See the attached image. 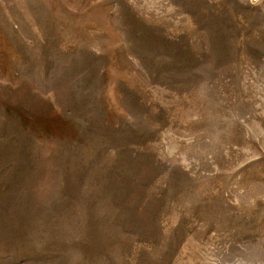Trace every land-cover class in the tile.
Instances as JSON below:
<instances>
[{
  "label": "rangeland",
  "instance_id": "rangeland-1",
  "mask_svg": "<svg viewBox=\"0 0 264 264\" xmlns=\"http://www.w3.org/2000/svg\"><path fill=\"white\" fill-rule=\"evenodd\" d=\"M0 264H264V0H0Z\"/></svg>",
  "mask_w": 264,
  "mask_h": 264
}]
</instances>
